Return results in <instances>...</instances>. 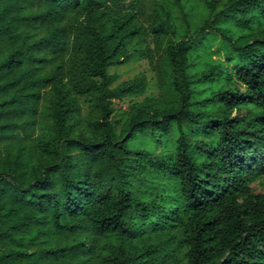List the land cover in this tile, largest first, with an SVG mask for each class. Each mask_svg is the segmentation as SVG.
<instances>
[{
    "label": "trees",
    "instance_id": "1",
    "mask_svg": "<svg viewBox=\"0 0 264 264\" xmlns=\"http://www.w3.org/2000/svg\"><path fill=\"white\" fill-rule=\"evenodd\" d=\"M124 1L0 0V264H264V0Z\"/></svg>",
    "mask_w": 264,
    "mask_h": 264
},
{
    "label": "rangeland",
    "instance_id": "2",
    "mask_svg": "<svg viewBox=\"0 0 264 264\" xmlns=\"http://www.w3.org/2000/svg\"><path fill=\"white\" fill-rule=\"evenodd\" d=\"M130 0H125L122 5L123 8H131V6L139 7L142 10V15L139 19V24L147 25L151 18V11L153 7L161 3H167L165 0H135L133 5L130 6ZM201 5V0H195ZM200 17V15H198ZM138 50H148L151 53V57H145L135 54ZM126 55L129 56V60L120 65H113L109 67L108 72L114 77L115 81L113 86L120 82L134 79L137 76H142L146 81V89L143 94L138 96H125L120 99H115L113 107L115 110L113 120L116 121L117 125H120L124 118V114L128 111L135 103L141 101L146 96H157L161 90V82L159 80V73L155 66L156 60L159 53L155 50L154 38L148 31L142 33L138 40L134 43L128 44L125 51ZM81 107V118L87 122V120L95 117L94 112L89 108L87 102L82 98L79 99ZM242 113L244 110L241 111ZM255 192L264 191V177H260L251 184ZM99 264V263H97Z\"/></svg>",
    "mask_w": 264,
    "mask_h": 264
}]
</instances>
